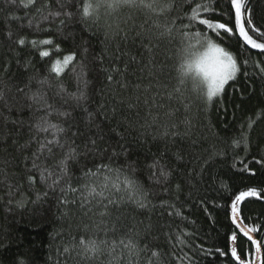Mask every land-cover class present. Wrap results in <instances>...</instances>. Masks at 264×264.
I'll return each instance as SVG.
<instances>
[{"label":"trees","instance_id":"obj_1","mask_svg":"<svg viewBox=\"0 0 264 264\" xmlns=\"http://www.w3.org/2000/svg\"><path fill=\"white\" fill-rule=\"evenodd\" d=\"M247 2L257 26L264 25V0ZM80 6L74 0L71 10ZM52 8H58L56 0ZM184 13L192 15L187 5L163 16L146 9L102 8L98 23L76 15L61 25L59 18L44 20L35 9L22 7L20 0L15 4L0 0V264H148L149 260L156 264L153 250L161 252L164 264H240L216 249L226 252L231 246L234 226L228 210L233 194L264 187V168L255 163L264 156V73L259 71L264 54L250 46L242 48L240 58L247 65L225 86L223 99L208 104L206 96L193 89V81L200 79L193 63L196 55L180 54L187 43L180 35L188 24ZM109 26L119 35L106 38ZM184 31L190 37L200 31L220 42L195 22ZM21 37L51 38L60 51L40 43L19 46L16 41ZM146 37H151V54L142 44V40L148 44ZM231 44L227 50L234 51L236 41ZM45 50L50 56L40 55ZM73 53L75 67L70 65L57 78L50 68ZM81 67L89 81L88 99L77 106L73 95L79 94ZM109 74L112 81L106 78ZM43 80L48 83L41 84ZM38 92L45 94L51 109L30 99ZM63 112L71 115H58ZM45 120L66 128L61 142L75 141L80 155L64 172L60 162L68 145L53 147L51 155L45 150L38 161L46 169L41 182L32 160L40 143L52 139L55 131H38L37 125ZM242 132L248 136L247 148L243 142L238 147L233 143ZM240 161L251 171L240 172ZM154 162H158L155 168ZM105 164L111 173L100 170ZM159 165L171 173L167 179ZM31 175L37 176L34 184L28 180ZM125 177L143 186L145 208L129 198L132 192L125 191ZM105 180L117 183L120 191L110 188L106 198L88 195L86 186ZM69 184L77 191H71ZM108 199L115 203L105 209ZM241 208L251 218L245 221L249 226L264 230V192L246 198ZM252 235L260 238L259 233ZM85 237L107 241L94 260L84 259L73 247ZM129 240L139 249L147 248L138 256L130 255L125 247ZM237 248L243 259L254 260L255 247L246 238L238 239Z\"/></svg>","mask_w":264,"mask_h":264},{"label":"snow or ice","instance_id":"obj_2","mask_svg":"<svg viewBox=\"0 0 264 264\" xmlns=\"http://www.w3.org/2000/svg\"><path fill=\"white\" fill-rule=\"evenodd\" d=\"M10 3L15 4L16 0H9ZM74 0H56V4L58 8L53 10L52 8V0H20V5L26 9H35L36 13L41 15L44 20L49 19V17L56 19H60V24L63 25L66 21H71V19L79 15L82 21L92 23H98L100 19V10L102 8L109 9L112 11L119 10L121 8H129V9H146L151 13H157L160 16L171 14L174 11L182 10L185 5H187L189 11H191L192 15L188 16L187 13H184V16L188 20V24H184L183 28L180 30L181 37L187 41L185 47L180 49V54H195L196 59L193 62L194 67L200 77L199 80L193 81V89L198 93V96L202 94L206 96L207 103L210 104L214 98L223 99V94L225 92V86L229 85L230 81H235L237 74L241 72V67L243 65H247L248 61L246 59L240 58V51L243 48L247 50L246 46H250L251 49L261 50V53L264 54V30H262L261 26H257V23L254 21L252 9L249 6L247 0H194L195 6L193 7V0H79L80 7L76 9V11H72V5ZM203 13L204 18H201ZM13 19H19V17H12ZM183 24V20L181 21ZM193 22L203 26L206 31L212 32L216 40L220 41L216 43L208 36H205L203 32L197 31L193 36H189V34L184 31V29L192 27ZM31 26V25H30ZM38 27V26H37ZM159 27V25H157ZM165 30L168 34H171V28L167 25L164 26ZM48 31L50 29H44ZM106 38H114L119 35L118 30H114L109 26V31L106 32ZM163 35V33H161ZM12 33L8 32V38L11 39ZM137 36H140V33H137ZM125 39L127 38V34H125ZM148 39V44H144L142 40V44L147 48L149 54L152 53L151 37H146ZM195 40V43L192 41ZM236 41L235 54L234 51H230L227 49L232 48L231 41ZM16 43L19 46H37L38 43L43 45H52L56 48L57 51H60L59 47L54 44L53 39L46 38L40 41L36 39L29 40L27 37L19 38ZM226 45L227 47L221 46ZM203 49V51H199ZM42 57L50 56L49 51H42L40 53ZM76 61L75 54H68L63 57V59H57L50 71L55 73L57 78H60L64 75L65 70L69 68L70 65L75 67L73 62ZM30 63V61H29ZM193 65L190 64L189 68ZM259 71L264 73V67H260ZM113 72L119 74L120 70L118 68L113 69ZM107 80L112 81L113 75H107ZM78 80V95H73V99L76 101L77 106L81 102H86L88 99L87 96V86L89 81L87 80V72L81 67ZM184 80H181L180 83H184ZM41 84L48 83L47 80L40 81ZM82 85L83 87H79ZM159 86V85H158ZM137 87H139L137 85ZM23 91V89H21ZM61 91H64L62 88ZM174 91H179L178 89H174ZM173 93H169L171 97ZM2 94H0V99H2ZM34 102L43 101V107L46 109H51L52 105L48 104L45 99V94L43 93H34L32 97H30ZM87 111V109H85ZM63 117H68L71 115L70 112L58 113ZM89 121L92 119V114L88 113ZM172 127H176V125H172ZM55 129L53 133L52 139H45L43 143H40L39 153L34 154L32 160L33 169L39 171V180L43 182L45 177L46 169H41L40 164L38 163L40 155L46 150L49 155L53 153V147H58L60 149H64L65 145H68L67 153L65 158L61 160L60 164L62 167V171L67 172L69 161H76L78 156L80 155L77 152L78 146L75 145V141H72L71 144L68 143L67 138H65L62 143L60 140V135H63L67 129L58 124H51L47 120L44 121L43 125H37V129L39 132L47 133L49 129ZM167 134V132L165 133ZM179 135V133H176ZM244 143L247 148L248 136L246 132L241 133V137L239 139H234L233 143L238 147L240 143ZM91 143L93 145L96 144L95 140H92ZM179 158V157H178ZM243 164V167L239 169L242 173H248L251 169L248 167V164L240 161ZM255 163L259 164L261 168H264V156L261 157L260 160L255 161ZM158 166V162H154L152 165L153 168ZM161 168V175L167 179L171 173L164 171L163 165H159ZM108 169L111 173L112 169L110 165H101L100 170ZM119 172V169L116 170ZM92 176H96L97 172L91 171ZM255 175V173H252ZM51 175V173H49ZM30 184H34L37 182V176L31 175L28 177ZM54 183H58V181H54ZM124 183L127 185L125 191L132 192V196L130 199H135L136 204L140 208H145L147 206V193L143 189V186L133 177H125ZM89 187L88 195L95 197L106 198V191H110V188H115L117 191H120L119 185L117 183H111L107 180L101 183H94ZM68 188L75 192L76 188L72 187L71 184L68 185ZM177 189H179V185H177ZM63 192L64 189L62 188ZM264 192V187H261L260 190H257L256 187H248L247 190L239 191V194H233L234 198L230 203V216L229 221L230 224L234 227L230 230L229 237L230 241L235 243L238 239H245L251 245L255 246V260L246 262L242 259L241 255L238 254V248L235 246H229L227 251H222L217 248L216 251L221 255H227L229 259L235 258L236 261H239L240 264H264V258H262V248H264V230L257 228L256 226H249L246 223V220H251L250 217H245L242 212L241 204L248 197H260L261 193ZM64 203H69L67 199L64 200ZM115 203L113 200L108 199V203L104 205L105 209H107L109 204ZM174 207V206H173ZM105 212H101L100 215H105ZM179 214V213H177ZM227 214V212H226ZM88 226L84 225V230L87 231ZM253 233H259L260 238H253ZM107 241L97 240L95 238H82L76 244L73 245L74 248L78 247L80 251L78 255H81L86 260H94L99 255L102 254L103 248L102 245H105ZM123 243V241H121ZM126 248L129 249V254L135 253L137 256L139 255V251H143L145 249H139L137 243L129 240V242L125 245ZM68 249L66 248L65 251ZM243 251V249H241ZM151 256L156 259V264H164L161 258V252L153 250L151 252ZM148 264H152V260H149Z\"/></svg>","mask_w":264,"mask_h":264},{"label":"rangeland","instance_id":"obj_3","mask_svg":"<svg viewBox=\"0 0 264 264\" xmlns=\"http://www.w3.org/2000/svg\"><path fill=\"white\" fill-rule=\"evenodd\" d=\"M196 70V69H195ZM197 72V71H196ZM253 238H254V236H253ZM255 239V238H254ZM231 246H235V247H237V242H235V243H233V242H231ZM255 247V246H254ZM243 259V258H242ZM245 260V259H244ZM254 260H255V253H254ZM246 262H249V261H251L250 259L249 260H245ZM256 264H259V262H256Z\"/></svg>","mask_w":264,"mask_h":264}]
</instances>
